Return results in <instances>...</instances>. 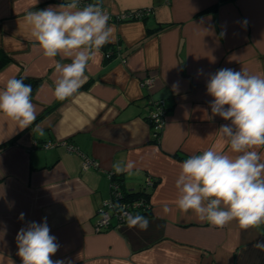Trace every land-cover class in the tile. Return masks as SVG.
I'll use <instances>...</instances> for the list:
<instances>
[{
	"label": "crops",
	"instance_id": "1",
	"mask_svg": "<svg viewBox=\"0 0 264 264\" xmlns=\"http://www.w3.org/2000/svg\"><path fill=\"white\" fill-rule=\"evenodd\" d=\"M91 1L109 17L114 40L89 62L78 92L59 101L54 63L35 45L25 15L64 0H0V51L8 57L0 88L13 77L32 82L36 112L23 130L0 114V264H22L17 232L44 218L60 245L51 259L64 264H264V247L256 246L264 245V225H209L177 208L175 185L190 156L209 148L234 155L217 133L230 121L212 116L206 83L221 68L264 76V0ZM141 7L151 8L141 20L115 18ZM145 75L154 77L150 88L140 84ZM151 98L166 107L158 143L147 118ZM34 140H66L96 164L83 168L79 153L63 144L32 147ZM258 151L264 161V148ZM117 161L135 168L116 174ZM109 173L132 190L155 179L148 212H138L149 221L146 231L126 222L97 230Z\"/></svg>",
	"mask_w": 264,
	"mask_h": 264
},
{
	"label": "clouds",
	"instance_id": "2",
	"mask_svg": "<svg viewBox=\"0 0 264 264\" xmlns=\"http://www.w3.org/2000/svg\"><path fill=\"white\" fill-rule=\"evenodd\" d=\"M108 19L99 3L80 7L79 0H64L57 6L26 13L25 22L35 45L53 61L58 74L53 81L57 100L64 101L78 92L89 62L114 40ZM57 56L60 60L55 59ZM65 59L71 62L62 63ZM173 89L178 85L173 84ZM206 91L213 97L212 116L230 121L217 133L234 155L209 148L185 159L175 181L176 206L215 227L235 221L241 229L259 228L264 225V161L258 151L264 148V76L243 67L239 71L221 68L209 75ZM0 114L21 130L36 119L32 87L23 77L9 78L0 88ZM112 167L116 174H131L135 162L117 161ZM170 210L167 205L163 207L164 214ZM19 218L23 220L24 213ZM125 220L129 228L146 231L149 227L140 213H126ZM15 239L22 264H64L51 259L60 245L50 234L46 218L41 223L28 222Z\"/></svg>",
	"mask_w": 264,
	"mask_h": 264
},
{
	"label": "built area",
	"instance_id": "3",
	"mask_svg": "<svg viewBox=\"0 0 264 264\" xmlns=\"http://www.w3.org/2000/svg\"><path fill=\"white\" fill-rule=\"evenodd\" d=\"M80 7L88 4H94L91 0H79ZM151 13V8L141 7L133 10H126L119 13L115 18L116 20H141L147 17ZM111 55V52H105V56ZM125 61V58L122 59ZM154 83V77L151 75H145L141 78L140 84L147 88H150ZM166 107L163 99L161 98H151L149 100V112L147 118L151 127L153 138L160 137V133L165 124L166 118ZM57 144H63L67 151L77 152L81 156V166L87 168L91 165H95L96 161L93 158L87 157L78 148L64 140V141H43L37 142L32 141V147L50 148ZM110 184H109V196L103 199L100 205L96 209L97 219L96 228L100 230L102 228L110 227L113 224H120L126 222V213H138L144 212L149 209V201L145 199L143 195L136 196H125L123 190L121 189L120 182L115 179L113 173H109ZM154 178L150 175L146 176L143 182L141 190H148L154 184Z\"/></svg>",
	"mask_w": 264,
	"mask_h": 264
},
{
	"label": "trees",
	"instance_id": "4",
	"mask_svg": "<svg viewBox=\"0 0 264 264\" xmlns=\"http://www.w3.org/2000/svg\"><path fill=\"white\" fill-rule=\"evenodd\" d=\"M8 61V57L6 56V54H4L3 52L0 51V66H2L3 64H5ZM24 82L26 83L27 81L24 80ZM28 84H32V82H28ZM32 86V85H31ZM154 142L158 143L159 139L158 138H153L152 139ZM154 183H156V181L154 180ZM155 185V184H153ZM121 189L123 190L125 196H136V195H143L145 197V199H148L149 201V191L148 190H132V189H125L122 187V185L120 184ZM150 202V201H149ZM145 213L148 212V210L144 211Z\"/></svg>",
	"mask_w": 264,
	"mask_h": 264
}]
</instances>
